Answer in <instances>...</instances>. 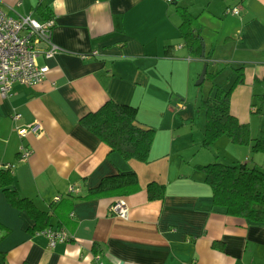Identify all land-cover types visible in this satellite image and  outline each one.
<instances>
[{
    "label": "crops",
    "instance_id": "obj_1",
    "mask_svg": "<svg viewBox=\"0 0 264 264\" xmlns=\"http://www.w3.org/2000/svg\"><path fill=\"white\" fill-rule=\"evenodd\" d=\"M176 5L196 17L204 52L217 61L209 69L219 72L204 89L206 80H195L205 63L188 54ZM0 6L39 21L52 16L50 40L62 49L48 60L38 57L48 65L42 81L15 84L0 96V168H10L20 195L49 211L57 197L85 194L105 175L131 170L138 179L128 195L73 201L60 227L70 239L52 247L32 231L27 210L0 190V264H264V222L213 206L204 174L194 168L217 156L264 170V154L235 160L225 136L200 145V99L215 85L227 87L238 67L243 81L231 91L230 112L249 124L251 137L264 130V0H0ZM232 7L237 13L226 12ZM256 94L262 113L251 109ZM109 99L134 106L137 122L154 128L147 162L123 159L80 125L82 115ZM32 121L42 134L19 137L17 127ZM22 150L30 151L25 159ZM246 152L252 153L245 145ZM149 181L164 184L163 199L147 198ZM117 199L126 204L125 217L109 213ZM58 224L51 216L49 227Z\"/></svg>",
    "mask_w": 264,
    "mask_h": 264
},
{
    "label": "trees",
    "instance_id": "obj_2",
    "mask_svg": "<svg viewBox=\"0 0 264 264\" xmlns=\"http://www.w3.org/2000/svg\"><path fill=\"white\" fill-rule=\"evenodd\" d=\"M176 10L180 16L179 34L188 54L192 57L209 58V54L204 52L196 17L185 6L176 5ZM205 66L204 80L211 81L219 69L210 70L207 62ZM234 71V79L227 87L215 85L212 95L207 94L200 99V107L205 115L200 145L204 148L211 147L219 137L225 136L233 144L249 146L252 152H264V130L251 137L249 124L239 122L230 112L231 91L243 81L242 68H235ZM260 83L264 86V75ZM261 96L256 94L251 103L253 112L262 113ZM136 114L137 109L134 106L109 99L96 110L82 115L79 123L112 150L117 151L123 159L144 163L149 157L154 128L139 124ZM194 168L203 172V180L211 189L213 206L229 216L242 218L247 222H264L263 169L244 163L229 164L218 160L217 156L205 164H195ZM137 189L138 179L134 171H118L103 176L95 187L87 188L85 194L68 195L59 201L55 200L50 203L49 211H41L29 199L20 195L10 168H0V190L13 207L27 210L34 219L33 232L49 227L51 216L57 217V227L66 225L67 213L75 200L102 196L118 198ZM145 189L149 200H160L165 195L164 184L156 181H149ZM22 264L31 263L24 261Z\"/></svg>",
    "mask_w": 264,
    "mask_h": 264
},
{
    "label": "built area",
    "instance_id": "obj_3",
    "mask_svg": "<svg viewBox=\"0 0 264 264\" xmlns=\"http://www.w3.org/2000/svg\"><path fill=\"white\" fill-rule=\"evenodd\" d=\"M11 11L13 10H5L0 6L1 97L9 95L15 84L33 85L42 81L46 77L48 65L39 63L38 57L48 60L62 51L50 40L51 28L54 24L53 17L39 21L30 14H16ZM226 12L237 13V8H227ZM92 54H96V51ZM201 60L210 65L217 63L211 56L201 58ZM13 117L17 120L21 118V115L15 113ZM16 132L19 137H25L29 133L39 137L43 132V127L38 121H32L18 126ZM29 154V150H22L21 158L25 159ZM68 191L73 192V187L70 186ZM109 213L125 217L127 214L125 202L117 199L111 203ZM38 232L47 237L48 245L51 247L70 239V235L63 228L46 227Z\"/></svg>",
    "mask_w": 264,
    "mask_h": 264
},
{
    "label": "rangeland",
    "instance_id": "obj_4",
    "mask_svg": "<svg viewBox=\"0 0 264 264\" xmlns=\"http://www.w3.org/2000/svg\"><path fill=\"white\" fill-rule=\"evenodd\" d=\"M196 81V80H195ZM194 81V82H195ZM208 80H206V81H204V83H203V85H201V87H203V89L205 88V85H207V82ZM203 91H205V90H203ZM255 103L256 104H258V102L257 101H255ZM235 146V152H234V154H235V156H237V157H234L235 158V160H239V161H243V160H245V155H248L249 156V158L250 157H258L260 154H264V152H262V151H253L252 153H249V152H246V153H244V155H241V151L243 150V148L245 147V145H237V144H234ZM238 146L239 147H241V149L242 150H240V148H238ZM236 149H239V150H236ZM226 151V150H225ZM225 153V152H224ZM226 154V153H225ZM229 156H230V153H229V155H226V158L228 159L229 158ZM238 156H242L241 157V159H236V158H239ZM226 159V160H227ZM253 158H251V160H252ZM240 163V162H239ZM251 164H249V166H250Z\"/></svg>",
    "mask_w": 264,
    "mask_h": 264
},
{
    "label": "water",
    "instance_id": "obj_5",
    "mask_svg": "<svg viewBox=\"0 0 264 264\" xmlns=\"http://www.w3.org/2000/svg\"><path fill=\"white\" fill-rule=\"evenodd\" d=\"M205 70H206V66L203 65L202 70H201V72H200V74L198 76V79L195 82L196 85H199V84H201L203 82Z\"/></svg>",
    "mask_w": 264,
    "mask_h": 264
},
{
    "label": "bare ground",
    "instance_id": "obj_6",
    "mask_svg": "<svg viewBox=\"0 0 264 264\" xmlns=\"http://www.w3.org/2000/svg\"><path fill=\"white\" fill-rule=\"evenodd\" d=\"M57 227V226H56ZM101 264V263H100Z\"/></svg>",
    "mask_w": 264,
    "mask_h": 264
}]
</instances>
